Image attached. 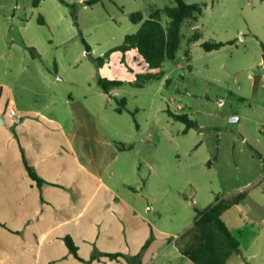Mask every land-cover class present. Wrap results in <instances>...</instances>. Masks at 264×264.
<instances>
[{"label": "rangeland", "instance_id": "obj_1", "mask_svg": "<svg viewBox=\"0 0 264 264\" xmlns=\"http://www.w3.org/2000/svg\"><path fill=\"white\" fill-rule=\"evenodd\" d=\"M63 1L0 0V61L10 56L36 59L67 78L83 74L91 60L82 39L92 56L103 57L140 28L130 21L132 13L141 12L146 20L175 6L174 0ZM186 1L201 5L203 13L198 22L182 25L175 59L155 69V77L144 85L136 84L146 82L144 76L124 82L110 101L111 113L130 135L128 145L138 161L144 194L175 240L198 211L253 189L264 197V179L254 181L264 174L263 91L256 83L263 61L264 0ZM40 16L45 25L38 23ZM168 21L162 13V24ZM22 29L39 56L22 45ZM193 32L201 38L189 45ZM206 41L230 44L207 52L201 46ZM121 97L126 106L119 115L113 109ZM145 204L150 207L147 200ZM239 216L237 209H230L223 218L234 228Z\"/></svg>", "mask_w": 264, "mask_h": 264}, {"label": "crops", "instance_id": "obj_2", "mask_svg": "<svg viewBox=\"0 0 264 264\" xmlns=\"http://www.w3.org/2000/svg\"><path fill=\"white\" fill-rule=\"evenodd\" d=\"M37 21L46 24L43 16ZM20 35L24 47L35 46L26 43L23 29ZM86 67L67 78L41 60L0 61V120L5 122H0V264H195L182 255L181 237H171L170 225L144 194L130 135L111 113L110 101L122 85L105 93L98 84L101 77L128 85L141 71L154 70L133 48ZM256 83L264 107L263 61ZM11 107L18 117L9 115ZM263 179L264 174L254 181ZM259 192L243 193L230 208L240 214L234 228L223 218L230 209L222 215L241 250L228 264H264ZM67 238L77 247L76 256Z\"/></svg>", "mask_w": 264, "mask_h": 264}, {"label": "trees", "instance_id": "obj_3", "mask_svg": "<svg viewBox=\"0 0 264 264\" xmlns=\"http://www.w3.org/2000/svg\"><path fill=\"white\" fill-rule=\"evenodd\" d=\"M64 2L63 0H61ZM174 7H165L163 10L155 11L149 19L144 20L141 12L132 13L130 21L134 24L140 23V28L134 34L126 35L124 42L112 50L125 53L129 49H136L138 57L152 69H159L166 60H173L180 48L181 27L186 22L196 23L203 13V7L199 4H189L186 0H174ZM164 13L169 19L167 26L161 22V15ZM201 34L193 32L188 39V44L199 41ZM87 56L90 60L101 65L104 57L94 58L91 54V47L82 39ZM230 43L206 41L202 43L205 51L211 52L219 50ZM33 56H39L33 48H28ZM188 54V52H187ZM262 60L264 67V44H262ZM145 77L144 85L155 77V72H143L138 75V80ZM124 82L118 80H107L98 78V84L105 93H109L114 87L121 86ZM118 113H122L126 106V99L118 100ZM179 120H184L182 116H176ZM28 172L32 179L41 183V179L30 167ZM243 195L239 194L230 201H219L205 211H198L194 227L181 237L179 250L195 264H228L232 255L240 253V244L237 238L222 219L225 211L237 205ZM66 244L73 255H77V247L71 238L66 239ZM113 257V256H112Z\"/></svg>", "mask_w": 264, "mask_h": 264}, {"label": "built area", "instance_id": "obj_4", "mask_svg": "<svg viewBox=\"0 0 264 264\" xmlns=\"http://www.w3.org/2000/svg\"><path fill=\"white\" fill-rule=\"evenodd\" d=\"M180 108H181V106H178V109H180ZM9 115L11 117H18L19 114H18L16 109L11 107L10 110H9Z\"/></svg>", "mask_w": 264, "mask_h": 264}, {"label": "water", "instance_id": "obj_5", "mask_svg": "<svg viewBox=\"0 0 264 264\" xmlns=\"http://www.w3.org/2000/svg\"><path fill=\"white\" fill-rule=\"evenodd\" d=\"M231 122H235L238 121V118H231L230 119ZM1 124L5 126V122L3 120H0Z\"/></svg>", "mask_w": 264, "mask_h": 264}]
</instances>
